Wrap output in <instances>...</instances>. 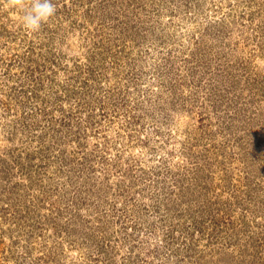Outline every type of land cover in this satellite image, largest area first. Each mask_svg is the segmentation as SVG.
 <instances>
[{"label":"rangeland","instance_id":"374dc122","mask_svg":"<svg viewBox=\"0 0 264 264\" xmlns=\"http://www.w3.org/2000/svg\"><path fill=\"white\" fill-rule=\"evenodd\" d=\"M51 2L0 0V264H264V0Z\"/></svg>","mask_w":264,"mask_h":264},{"label":"clouds","instance_id":"9594fccd","mask_svg":"<svg viewBox=\"0 0 264 264\" xmlns=\"http://www.w3.org/2000/svg\"><path fill=\"white\" fill-rule=\"evenodd\" d=\"M12 5L22 8L20 23L27 31L37 32L55 13L56 7L51 0H10Z\"/></svg>","mask_w":264,"mask_h":264}]
</instances>
